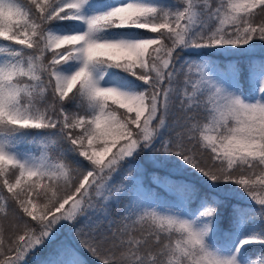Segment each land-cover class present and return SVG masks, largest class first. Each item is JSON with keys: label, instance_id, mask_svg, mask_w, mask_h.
<instances>
[{"label": "snow or ice", "instance_id": "snow-or-ice-1", "mask_svg": "<svg viewBox=\"0 0 264 264\" xmlns=\"http://www.w3.org/2000/svg\"><path fill=\"white\" fill-rule=\"evenodd\" d=\"M259 42L264 0H0V264H257ZM205 49L248 52L254 98Z\"/></svg>", "mask_w": 264, "mask_h": 264}, {"label": "trees", "instance_id": "trees-1", "mask_svg": "<svg viewBox=\"0 0 264 264\" xmlns=\"http://www.w3.org/2000/svg\"><path fill=\"white\" fill-rule=\"evenodd\" d=\"M129 38H134L136 36L135 32L128 33ZM264 45V42H259ZM257 53H259V46L255 49ZM249 53H238V54H222L214 53L211 49H205L201 52L195 51L192 52L190 57L192 59L197 60H205L209 63V66L212 69V72L218 76H223L225 78H229L233 75L236 76V81L239 83V89L243 95H246L248 98H254V90L251 87V83L249 84V88L247 93H245L244 85L241 82V79L248 75V66H247V56ZM258 58V57H257ZM238 70V72H237ZM131 79V78H129ZM162 175V173H160ZM191 176L197 178V182L201 183L202 190L209 191L206 185H203L201 181H199L198 173H190ZM145 183H151V170L144 177ZM219 191L220 197L224 198L229 202V207L225 209V214L228 215L231 212V203H239L243 207L255 209L254 203L243 193V191L235 186L230 188H225L223 190H212ZM163 195V193H162ZM111 203V202H110ZM195 204V201L193 202ZM253 231L250 227H241L239 231V227L233 230L232 235L229 238L228 247L224 248L223 251H230L234 244L238 241L240 234L243 236H248ZM247 249V254L245 256V260L256 261L257 264H260L261 261H264V245H249L245 246ZM243 251V249L241 250Z\"/></svg>", "mask_w": 264, "mask_h": 264}, {"label": "rangeland", "instance_id": "rangeland-1", "mask_svg": "<svg viewBox=\"0 0 264 264\" xmlns=\"http://www.w3.org/2000/svg\"><path fill=\"white\" fill-rule=\"evenodd\" d=\"M245 48H247V46H245ZM214 53H222V54H225V55H227V54H229V53H227V52H223V51H216V50H213V49H211ZM197 51H199V50H197ZM238 53H248V52H245V51H241V50H233V52L231 53V54H238ZM213 75L218 79V80H220L221 82H224L226 85L227 84H231V85H235L236 83H237V81H236V76L235 75H233V76H231V77H229V78H225V77H223V76H218V75H216L215 73H213ZM241 94H242V92L240 91V89L238 88L237 89ZM243 95V94H242ZM241 230V227H239V231ZM244 237H246V236H243L242 234H240V236H239V239H238V241L234 244V246H233V248L232 249H234L235 247H236V245L239 243V240L241 239V238H244ZM245 246H249V245H245ZM244 246V247H245Z\"/></svg>", "mask_w": 264, "mask_h": 264}]
</instances>
